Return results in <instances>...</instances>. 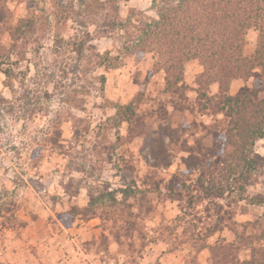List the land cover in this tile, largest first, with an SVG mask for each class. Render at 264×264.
<instances>
[{"label":"rangeland","instance_id":"obj_1","mask_svg":"<svg viewBox=\"0 0 264 264\" xmlns=\"http://www.w3.org/2000/svg\"><path fill=\"white\" fill-rule=\"evenodd\" d=\"M152 1L121 2L120 15L126 18L134 9L156 17ZM7 7L15 20L40 14L36 0H8ZM45 15L48 23H38L34 33L16 42L9 56L0 55V69L13 71V89L0 72V264H213L210 247L236 243L240 235H260L262 231H254L252 225L263 220L264 205L252 203L264 195V175L248 188V199L231 207L226 199L217 200L224 207L222 216L233 212L231 227L237 233L225 221L222 230L211 234L218 221L215 205L165 197L173 174L186 173L188 183L196 179L197 171L189 172L183 162L188 154L164 136L172 147L171 165L156 168L142 139L123 140L127 124L117 132L108 122L116 112L114 104L136 102L138 93H143L137 111L148 134L156 136L160 127L175 129V141L217 155L222 144L213 130L222 116L176 110L165 92L164 72L154 70L152 54L125 58L117 68L99 67L91 52L86 56L94 60H78L57 45L58 38L67 41L86 30L96 37L99 23H88L85 29L75 20L56 23L50 12ZM246 40L249 51H254L258 31L249 30ZM0 43L7 50L14 45L3 27ZM91 45L97 53L119 56L121 44L111 38L94 39ZM201 71L198 62L185 69L191 105ZM259 79L256 72L234 80L230 94L257 89ZM217 92L213 85L211 93ZM254 149L264 157V138ZM147 175L162 180V193H150L144 203L130 200L138 232L128 234L126 214L106 207L96 208V214L85 211L91 195L115 193L121 200V189L135 184L145 188ZM254 246L264 248V239ZM250 258L251 250L243 248L239 260Z\"/></svg>","mask_w":264,"mask_h":264},{"label":"trees","instance_id":"obj_2","mask_svg":"<svg viewBox=\"0 0 264 264\" xmlns=\"http://www.w3.org/2000/svg\"><path fill=\"white\" fill-rule=\"evenodd\" d=\"M7 1L0 0V30L3 27L9 33L14 45L7 50L0 43L1 56H9L10 51L18 46L16 42L34 33L38 23H48L45 15L48 12L56 23L66 24L75 20L85 29L88 23L94 25L98 22L96 37L86 30L82 35H72L67 41L58 38L57 45L76 55L80 61L84 58L94 60L86 56L91 52L99 67L109 68H117L128 57L144 58L152 54L156 59L154 70L164 72L165 92L170 95V103L176 110L197 111L216 118L222 116L223 119L216 120L218 129L213 130L215 139L222 144L217 155L210 149L175 141L178 133L175 129L160 127L156 136L148 134L137 111L143 101V93H138L136 102L114 104L116 112L108 122L112 126L110 129L117 132L127 124L128 132L123 140L130 143L137 138L142 139L157 162L156 168L171 165L172 145L186 152L188 156L183 158V162L189 172L197 171V177L188 183L191 179L186 173L173 174L165 188L166 199L191 205L210 201L218 212L217 225L211 234L222 230L225 221L236 234L231 227L234 224L233 212L225 211L222 216L224 207L217 200L226 199L231 207L248 199V188L264 175V157L254 149L256 142L264 138V97H261L264 94V0H153L152 9L156 17H147L133 9L126 18L121 17L119 5L128 0H36L40 14L17 20L7 7ZM251 29L258 31V44L252 52L246 40ZM101 37L121 44L119 56L112 58L110 53L94 51L96 49L91 43ZM193 62H198L202 71L195 78L197 97L191 105L185 69ZM0 72L6 76L5 85L13 89V71L0 69ZM256 72L261 78L257 89L230 94L234 80H245ZM213 85L218 86L216 94L211 93ZM164 136L171 139V146L167 145ZM144 182L145 188L135 184L121 189V200L115 193L98 197L91 195L85 211L96 214V208L106 207L126 214L124 228L129 230L128 234L138 232V216L133 213L134 204L130 200L144 203L150 193H162V180L147 175ZM255 200L252 204L264 205V195H257ZM252 227L254 231H262L261 234L240 235L236 243L210 247L213 264H264V248L254 246L255 242L264 239V218L257 220ZM243 248L251 250L248 261L239 260Z\"/></svg>","mask_w":264,"mask_h":264}]
</instances>
